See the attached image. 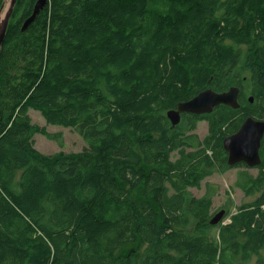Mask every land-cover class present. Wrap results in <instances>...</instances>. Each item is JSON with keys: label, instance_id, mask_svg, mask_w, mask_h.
<instances>
[{"label": "trees", "instance_id": "trees-1", "mask_svg": "<svg viewBox=\"0 0 264 264\" xmlns=\"http://www.w3.org/2000/svg\"><path fill=\"white\" fill-rule=\"evenodd\" d=\"M36 2L17 0L0 53V264H264V193L211 225L218 187L191 191L232 168L242 112L206 116L203 139L167 118L233 68L263 101L264 0H48L22 32ZM32 109L87 148L38 151L36 134H61ZM261 155L245 196L264 188Z\"/></svg>", "mask_w": 264, "mask_h": 264}, {"label": "water", "instance_id": "water-1", "mask_svg": "<svg viewBox=\"0 0 264 264\" xmlns=\"http://www.w3.org/2000/svg\"><path fill=\"white\" fill-rule=\"evenodd\" d=\"M17 0H5L0 13V53L7 35L8 27ZM48 0H37L33 7L32 14L28 17L21 28L22 32L27 31L38 16L42 13ZM4 13V9L6 7ZM4 13V14H3ZM238 89L231 88L228 92L216 93L212 90H205L194 98L181 102L177 108L167 112V117L175 128L181 122L183 113L189 114H209L219 105H226L233 108L238 107ZM264 136V121L247 118L240 129L234 135L227 136L223 140V147L227 153V163L230 167L238 164H245L249 168L257 167L261 164L260 148ZM226 215L225 210L216 213L210 220L211 225H218ZM222 223V222H221Z\"/></svg>", "mask_w": 264, "mask_h": 264}, {"label": "rangeland", "instance_id": "rangeland-1", "mask_svg": "<svg viewBox=\"0 0 264 264\" xmlns=\"http://www.w3.org/2000/svg\"><path fill=\"white\" fill-rule=\"evenodd\" d=\"M6 8L7 4L4 9V13ZM29 115L32 119L33 124L41 127H46L49 133L61 134L60 136L55 137L54 139H49L48 137L42 134H36L34 137V145L35 148L41 153L47 155H51L60 151H64L67 153H79L82 152L85 148H87V143L75 129L50 125L46 122V120L43 118L39 111L33 109L30 110ZM207 132L208 127L205 125V123H200L199 128H197L195 131V133L201 139H203L207 135ZM242 171H247L252 175H257L258 166L254 168H249L248 166H239L231 168L226 172L216 171L213 173L212 176L207 178L202 183V189L198 190L192 188L191 191L196 197H201L206 192V184L215 185L218 187L219 192L214 198L213 212L215 211L216 213H218L221 210H225L223 206L227 204H233L232 212L235 213L238 211L241 205L254 202L264 193V188L261 192L252 196H245L244 193L239 191L236 188L235 183L236 179ZM224 220L225 216L221 222H224L226 224L229 223V220ZM261 254L264 255V251ZM250 264H257L256 257L253 258Z\"/></svg>", "mask_w": 264, "mask_h": 264}, {"label": "flooded vegetation", "instance_id": "flooded-vegetation-1", "mask_svg": "<svg viewBox=\"0 0 264 264\" xmlns=\"http://www.w3.org/2000/svg\"><path fill=\"white\" fill-rule=\"evenodd\" d=\"M243 56L245 57L247 55H243ZM256 57H258V55H256ZM258 60L262 63V66H263L264 65L263 61H261L259 59V57H258ZM252 65H253V63H252ZM261 70L263 73L264 67H262ZM231 73H232L233 83H232V85L228 86V88H226V83H218L216 85V87L206 88V89L202 90L201 92L209 89V90H212L216 93H224V92H228L231 88H237L238 89V97H237L238 107L233 108V107L226 106V105H219V106H216L214 108L213 112L210 114L196 115V114L183 113L181 116L182 119L184 116L190 117V124L188 125L187 128L191 129L192 127L195 126L193 133H195L196 129L199 128L200 123H205V125L208 127V132H207V134H208L209 133L210 120L208 118H205V117L213 115L214 113H216L218 115L222 111V108H224V107H229V108L233 109L234 111H237V112L241 111L242 112L241 113L242 116L238 119H235V122L233 123L234 131L231 133V135H234L235 133H237V131L240 129V127L244 123V121L249 117H253L254 119L264 121V98H263V101L258 105V103H259L258 97L259 96H258V92H257L256 87H255V84L247 82L246 77H241L237 68L231 69ZM209 81H212V78ZM176 108H177V106H176ZM172 110H174V109H172ZM170 124H171V122H170ZM177 126L175 128H173L172 124H171V128L173 130H176ZM263 141H264V137L262 139V143H263ZM260 152L264 153V145L263 144L261 146ZM261 160H262V155H261ZM260 165H262V162ZM239 166L245 167L246 165L245 164L237 165V167H239ZM237 179H236V182H237ZM236 188L239 191H241L242 193H244L237 186H236Z\"/></svg>", "mask_w": 264, "mask_h": 264}, {"label": "clouds", "instance_id": "clouds-1", "mask_svg": "<svg viewBox=\"0 0 264 264\" xmlns=\"http://www.w3.org/2000/svg\"><path fill=\"white\" fill-rule=\"evenodd\" d=\"M225 150V149H224ZM241 164H243V163H241ZM239 165V164H238ZM234 167H237V165L236 166H234ZM234 167H232V168H234Z\"/></svg>", "mask_w": 264, "mask_h": 264}]
</instances>
